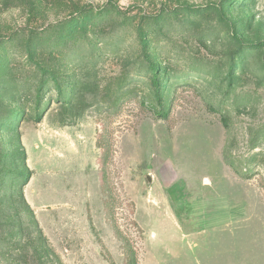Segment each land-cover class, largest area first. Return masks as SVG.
I'll use <instances>...</instances> for the list:
<instances>
[{
	"label": "rangeland",
	"instance_id": "obj_1",
	"mask_svg": "<svg viewBox=\"0 0 264 264\" xmlns=\"http://www.w3.org/2000/svg\"><path fill=\"white\" fill-rule=\"evenodd\" d=\"M133 257L264 264V0H0V264Z\"/></svg>",
	"mask_w": 264,
	"mask_h": 264
},
{
	"label": "trees",
	"instance_id": "obj_2",
	"mask_svg": "<svg viewBox=\"0 0 264 264\" xmlns=\"http://www.w3.org/2000/svg\"><path fill=\"white\" fill-rule=\"evenodd\" d=\"M151 83H152V86L154 87V89H155V97L157 98V100L159 99V84H158V78H157V75L156 74H154L153 76H152V81H151ZM39 119V118H38ZM223 121V124L225 125V121L224 120H222ZM226 126V125H225ZM131 264H136V260H135V258L133 257V259H132V261H131Z\"/></svg>",
	"mask_w": 264,
	"mask_h": 264
}]
</instances>
